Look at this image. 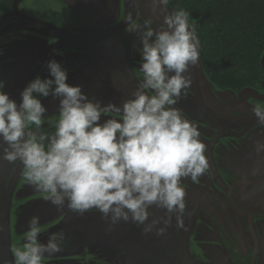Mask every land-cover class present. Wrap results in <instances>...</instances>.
Instances as JSON below:
<instances>
[{"label": "clouds", "instance_id": "clouds-1", "mask_svg": "<svg viewBox=\"0 0 264 264\" xmlns=\"http://www.w3.org/2000/svg\"><path fill=\"white\" fill-rule=\"evenodd\" d=\"M167 5L168 0H151L153 15H163V28L154 29L151 17L141 23L131 12L123 20L142 47L136 49L140 82L122 104H104L89 98L82 86L68 84L67 70L55 59L46 63L49 78L30 81L19 103L0 79L2 159L14 165L13 171L19 162L24 181L59 211L99 212L108 232L131 222L143 226L145 235L163 236L173 216L186 230L183 180L198 184L201 176L212 174L197 123L177 107L193 83L189 69L200 62V40L189 14L169 13ZM49 96L59 101L51 135L42 130L47 108L41 98ZM252 112L264 128V107ZM254 150L258 156L264 152V140H256ZM153 206L164 215L149 222ZM39 221L36 215L28 220L24 242L12 249L13 264H43L45 254L62 250L65 232H54L43 243Z\"/></svg>", "mask_w": 264, "mask_h": 264}, {"label": "flooded vegetation", "instance_id": "flooded-vegetation-1", "mask_svg": "<svg viewBox=\"0 0 264 264\" xmlns=\"http://www.w3.org/2000/svg\"><path fill=\"white\" fill-rule=\"evenodd\" d=\"M89 1L87 2L99 9L106 8L105 3L109 2ZM138 2L129 0L130 12L134 19L139 18L142 23ZM148 6L145 19H153L154 29L165 27L163 15L154 16L151 4ZM50 17L57 22L55 28L62 33L63 14L54 12ZM123 20L113 25V37L126 32L127 22ZM128 34L130 36L127 38L118 37L117 44L116 39H113L114 48L122 49L124 54H106L95 59L96 61L89 60L86 54L72 51L70 46L79 41L77 35L60 37L54 42V47L50 48L57 52L53 58L47 57L44 47L39 53L29 55L23 69V85L19 87V91L37 76L49 78L46 63L55 59L67 70L68 84L82 86V91L89 98L95 97L104 104H122L131 94L125 88L135 89L141 79L138 75L140 55L136 49L138 46L142 47V44H135L138 37ZM68 46L71 48L69 51ZM189 71L193 87L177 107L182 108L188 118L197 123L201 140L206 144V156L212 174L211 177L206 174L201 176L198 184L183 180L186 191V230L176 226L173 216L172 225L163 236L156 235L155 231L145 235L142 233L143 226L137 227L131 222H120L108 232V223L101 219L99 212L92 211L80 216L67 207L59 211L50 201H45L44 193L31 192V186L27 183L25 197L19 203L15 200L13 183L6 211H3L4 206L0 201V214L3 217L0 229V264H13L12 249L24 242L28 229L16 233L11 226V233L4 231L5 220L8 222L15 213L18 215L20 205H23L22 210L26 216L42 211L44 218L41 222L44 228L47 220L61 229L63 225L70 226L65 231L66 241L62 250L50 256V259L53 257L58 261L54 264H264V156H255L254 151H248L245 156L239 155L238 141L234 142L237 134L223 123L248 122L243 119L251 117L253 112L250 114L245 110L239 111L238 106H226L218 99L206 75L201 53L200 62L195 67L190 66ZM41 102L47 108L42 130L49 135L54 134L59 101L49 96L42 97ZM106 118L102 117V121ZM149 211L152 213L149 222L153 217L164 215V210L155 206ZM3 213H6L5 219ZM67 218L70 225L64 223ZM160 226L163 225H158ZM46 242L44 240L43 243ZM46 259L47 257L43 264H48Z\"/></svg>", "mask_w": 264, "mask_h": 264}, {"label": "rangeland", "instance_id": "rangeland-1", "mask_svg": "<svg viewBox=\"0 0 264 264\" xmlns=\"http://www.w3.org/2000/svg\"><path fill=\"white\" fill-rule=\"evenodd\" d=\"M87 1L89 0H0V79L7 81L4 91L10 95V98L16 100L17 103L20 102L19 87L23 85V69L29 55L39 53L40 49L44 47L46 49L43 51H46L47 57L53 58L57 55V52L52 51L50 48L54 47V42L59 40L60 37H70L71 34L73 36L77 35L79 38L78 43L70 47L73 52L86 54L89 60L104 57L106 54L115 56L117 52L125 53L122 49L116 50L114 46L118 42V37L127 38L130 35L128 32H124L125 34L122 33L113 37L112 27L116 22L124 19L130 13L131 5L129 0H109V2L106 1L107 3H105V7H107L100 9L92 6L89 4L90 1ZM150 4L151 0H142L141 2L139 0L140 18L145 19L147 9L149 8L148 5ZM167 10L169 13L173 11L169 5H167ZM54 12L63 14L64 22L62 26L64 31L62 33L60 29L55 28V23L57 24V22L50 17ZM68 26L72 28L69 29ZM103 37L113 38L101 40L100 38ZM113 39H116V43L113 42ZM70 47L68 51L71 50ZM210 85L218 99L226 106L231 107L236 105L239 111L245 110L248 113H252V109L257 105L264 107V76L257 88H253L252 86H245L240 89L223 88L213 84L211 81ZM191 87H193V83ZM125 90L132 92L134 89L126 87ZM223 123L236 132L237 137L234 142L238 141L237 148L239 155L245 156L248 151L255 152V141L264 140V128L259 127L257 121H223ZM254 155L258 156L256 153ZM2 156L3 152L0 149V201L4 206L3 211H6L5 207H7V199L11 194L13 183L15 187V200H18L19 203L25 197L27 189L26 182L23 179L22 165H19V162H17L15 171H13L14 165L4 161ZM262 156H264V152L259 155V157ZM30 191L38 192L32 186ZM22 207L23 205H20L21 211L18 215L15 213L12 219L9 218L8 222L5 220L4 225L6 224V228L4 231L6 233H11V226L17 231L16 233H22L25 229H28L27 222L34 215L40 217L41 234L39 239L41 242L48 240L52 233L61 230L65 232L70 227H64L63 225L61 229L56 227L53 224L54 222L52 223L47 220V226L44 228V224L41 222L44 218L42 211L26 216ZM15 210L17 211V208ZM3 214L5 219L6 213ZM51 217L55 218V216ZM2 220L3 217L0 214V229ZM64 223L70 225L69 219L67 218ZM1 237L2 233H0V246H2ZM45 257H47L46 262L48 264L58 262L53 257L50 259V256H47V254Z\"/></svg>", "mask_w": 264, "mask_h": 264}, {"label": "trees", "instance_id": "trees-1", "mask_svg": "<svg viewBox=\"0 0 264 264\" xmlns=\"http://www.w3.org/2000/svg\"><path fill=\"white\" fill-rule=\"evenodd\" d=\"M168 5L189 14L213 84L259 87L264 76V0H168Z\"/></svg>", "mask_w": 264, "mask_h": 264}, {"label": "water", "instance_id": "water-1", "mask_svg": "<svg viewBox=\"0 0 264 264\" xmlns=\"http://www.w3.org/2000/svg\"><path fill=\"white\" fill-rule=\"evenodd\" d=\"M90 4V3H89ZM243 120H248V121H255L257 120L254 115H252L251 117H248V118H244Z\"/></svg>", "mask_w": 264, "mask_h": 264}]
</instances>
